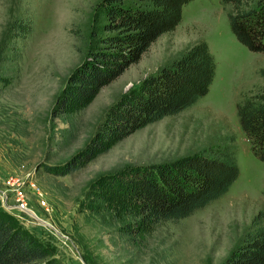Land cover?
I'll return each mask as SVG.
<instances>
[{
    "label": "rangeland",
    "instance_id": "374dc122",
    "mask_svg": "<svg viewBox=\"0 0 264 264\" xmlns=\"http://www.w3.org/2000/svg\"><path fill=\"white\" fill-rule=\"evenodd\" d=\"M99 1L0 0V206L62 264H218L243 240L252 216L264 211V160L252 153L235 110L263 82L264 50L236 39L219 0H189L174 28L87 103L57 112L67 76L103 33ZM19 21L29 24L27 32L15 26ZM200 39L214 59L204 94L74 171L42 169L81 149L123 93ZM229 142L238 172L223 192L182 217L124 229L130 214L108 204L104 179Z\"/></svg>",
    "mask_w": 264,
    "mask_h": 264
},
{
    "label": "trees",
    "instance_id": "16d2710c",
    "mask_svg": "<svg viewBox=\"0 0 264 264\" xmlns=\"http://www.w3.org/2000/svg\"><path fill=\"white\" fill-rule=\"evenodd\" d=\"M188 1L100 0L103 33L67 76L56 98L57 112L87 103L159 34L174 28ZM219 1L226 5L228 25L236 39L251 50H264V0ZM15 26L29 30L25 22ZM258 71L263 82L242 95L235 110L252 153L264 160V67ZM213 73V56L200 39L123 93L81 149L61 163H44L42 169L55 175L78 169L112 142L194 102L207 91ZM237 172L232 142L215 144L169 161L120 170L103 180L104 194L115 210L129 212L131 219L124 221V229L134 232L158 220L187 215L223 192ZM23 262L62 264L40 238L18 227L13 215L0 206V264ZM218 264H264L262 209L252 216L243 240Z\"/></svg>",
    "mask_w": 264,
    "mask_h": 264
},
{
    "label": "bare ground",
    "instance_id": "6f19581e",
    "mask_svg": "<svg viewBox=\"0 0 264 264\" xmlns=\"http://www.w3.org/2000/svg\"><path fill=\"white\" fill-rule=\"evenodd\" d=\"M26 208V207H25ZM28 213L34 215V217L36 216L35 214H33V212L29 211ZM37 217V216H36ZM38 218V217H37Z\"/></svg>",
    "mask_w": 264,
    "mask_h": 264
}]
</instances>
